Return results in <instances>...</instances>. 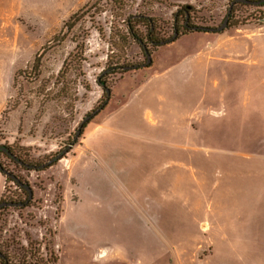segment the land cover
<instances>
[{"label":"rangeland","instance_id":"1","mask_svg":"<svg viewBox=\"0 0 264 264\" xmlns=\"http://www.w3.org/2000/svg\"><path fill=\"white\" fill-rule=\"evenodd\" d=\"M231 1L0 0V146L72 143L0 154L9 264H264V4L183 27Z\"/></svg>","mask_w":264,"mask_h":264},{"label":"water","instance_id":"2","mask_svg":"<svg viewBox=\"0 0 264 264\" xmlns=\"http://www.w3.org/2000/svg\"><path fill=\"white\" fill-rule=\"evenodd\" d=\"M245 3V4H250V5H260L262 3H264V0H232L228 6V9H227V13L222 21V23L220 25H218L217 27H203V26H193L191 27L192 30H204V31H210V32H221L223 29H225L228 25V19H229V16H230V12H231V9H232V5L234 3ZM176 32H174V34L172 35L170 41H172L173 39L176 38ZM161 43H164L163 41ZM144 54H145V57H146V60H145V63L141 65V67H144V66H148L151 62V57H150V53L148 52V50H144ZM137 66L134 65L133 68H136ZM127 69H130V67H125ZM107 95L109 94V90L108 88L105 90ZM99 111V108L98 109H94L92 110L89 114L85 115L83 117V119L81 120L80 122V125L78 126L76 132H75V135H74V138H73V141H75L76 137L78 136V134L80 133L81 131V128L83 126V124L87 121H89L94 115H96ZM72 144H70L66 149L62 150L60 153H58L55 157L51 158L50 160H48L46 163L44 164H41L40 168H43L45 166H48L50 165L53 161H56L58 159H60L62 157V155L64 153H66V151L68 150V148L71 147ZM0 150L4 151L10 158H12L15 162H17L18 164H23V161L18 159L16 157V155H14L12 152H10L6 146H0ZM24 166L28 167V168H33L34 166L33 165H29V164H23ZM0 169L2 170L1 166H0ZM5 172L6 175L10 176L11 178H13L16 182H18L20 184V186H22L28 193V198L26 200V202L32 198V190H31V187L28 185V184H24V183H20L19 180L14 177V175L10 174L9 172H6L5 170H3ZM17 205H23L21 203H15V202H5V201H2L0 202V208L3 207V206H17Z\"/></svg>","mask_w":264,"mask_h":264},{"label":"trees","instance_id":"3","mask_svg":"<svg viewBox=\"0 0 264 264\" xmlns=\"http://www.w3.org/2000/svg\"><path fill=\"white\" fill-rule=\"evenodd\" d=\"M242 4H244V3H242ZM262 4H264V3H262ZM262 4H260V5H262ZM231 11H232V9H231ZM230 15H231V12H230ZM71 18H73V17H71ZM71 18H70V20H71ZM131 19H133L134 21H137V22H140V23H143L144 21H146V19H145V17H141V16H137V17H126V19H125V21H126V25H127V32H128V34L130 35V36H132L133 38H135L136 40H137V42H138V44H140L142 47H143V51L144 50H147V48H146V45H145V43L142 41V39L141 38H139L135 33H134V31H133V28H132V24H131ZM148 21H149V19H147ZM69 21V20H68ZM183 26H186V27H188L189 29H191V27H193V26H191L189 23H188V17H187V14L185 13L184 14V17H183ZM192 30V29H191ZM197 31H200V30H197ZM147 36H148V39L150 40V44L152 45H154V46H159V45H163V44H166V43H168V42H171L170 41V39L168 40V41H163L164 43H161L162 41H155L154 39H153V37H152V34H153V32H152V27H151V25H149V28H148V32H147ZM174 40V39H173ZM172 40V41H173ZM149 52V51H148ZM145 55V54H144ZM134 66V65H133ZM133 66L132 67H130V69H127V68H125V67H122V71L120 72V74L121 73H124V72H127L128 70H132V69H138L139 67H141V65H136L137 67L136 68H133ZM149 66V65H148ZM103 74H104V72H103ZM98 83L100 84V85H102V86H105L104 85V82L103 81H100V79H98ZM105 88V90L107 89L106 87H104ZM106 92V91H105ZM104 105H105V103H102V104H100L96 109H98L99 108V111L104 107ZM98 111V112H99ZM72 144V143H71ZM17 157V156H16ZM18 158V157H17ZM19 159V158H18ZM21 160V159H20ZM23 164H29V163H26V162H24L23 161ZM22 164V165H23ZM29 165H33L34 167L33 168H38V166H40V165H34V164H29ZM28 168V167H27ZM3 208V207H2ZM1 209V208H0ZM0 264H9V261H8V259H7V257H6V255L5 254H3V253H1L0 252Z\"/></svg>","mask_w":264,"mask_h":264},{"label":"flooded vegetation","instance_id":"4","mask_svg":"<svg viewBox=\"0 0 264 264\" xmlns=\"http://www.w3.org/2000/svg\"><path fill=\"white\" fill-rule=\"evenodd\" d=\"M235 4V3H234ZM233 4V5H234ZM233 5H232V7H233ZM185 29H189L188 27H186V26H183ZM174 32H176V34H178V31L175 29L174 30ZM174 34V33H173ZM177 36V35H176ZM8 149V148H7ZM9 150V149H8ZM10 151V150H9ZM11 152V151H10ZM1 153H3V154H5L7 157H9L4 151H2V150H0V154ZM10 158V157H9ZM10 159H12V158H10ZM13 160V159H12ZM14 161V160H13ZM52 164V163H51ZM50 164V165H51ZM20 165H22V164H20ZM50 165H48V166H50ZM24 166V165H23ZM26 167V166H25ZM46 167V166H45ZM2 168V167H1ZM29 169H33V168H29ZM35 169V168H34ZM2 170H4L3 168H2ZM8 176V175H7ZM10 177V176H9ZM14 177H16L15 175H14ZM18 180H19V182L20 183H24V184H27L26 182H24V181H21L18 177H16ZM10 179L19 187V189L22 191V192H24L25 194H26V198L24 199V201H22V202H15V201H5V202H15V203H21V204H23V205H17L18 207H23V206H25L31 199H29L27 202H26V200H27V198H28V193H27V191L22 187V186H20V184L18 183V182H16L13 178H11L10 177ZM32 190V189H31ZM3 207H6V206H3ZM2 208V207H1Z\"/></svg>","mask_w":264,"mask_h":264}]
</instances>
